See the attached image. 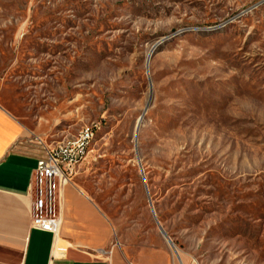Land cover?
<instances>
[{
    "label": "rangeland",
    "instance_id": "rangeland-1",
    "mask_svg": "<svg viewBox=\"0 0 264 264\" xmlns=\"http://www.w3.org/2000/svg\"><path fill=\"white\" fill-rule=\"evenodd\" d=\"M0 104L128 263L264 264V0H0Z\"/></svg>",
    "mask_w": 264,
    "mask_h": 264
},
{
    "label": "crops",
    "instance_id": "crops-1",
    "mask_svg": "<svg viewBox=\"0 0 264 264\" xmlns=\"http://www.w3.org/2000/svg\"><path fill=\"white\" fill-rule=\"evenodd\" d=\"M47 158L44 140L0 104V264H130L108 250L111 223L76 183L61 190L59 237L70 246L63 256L53 249L51 233L32 226L35 195L30 184L38 160Z\"/></svg>",
    "mask_w": 264,
    "mask_h": 264
},
{
    "label": "built area",
    "instance_id": "built-area-1",
    "mask_svg": "<svg viewBox=\"0 0 264 264\" xmlns=\"http://www.w3.org/2000/svg\"><path fill=\"white\" fill-rule=\"evenodd\" d=\"M95 131L94 127L86 126L73 138L57 146L48 147V158L38 160L34 170L30 184L35 195L32 226L53 235V249L56 238L60 236L62 225V187L69 182L74 169L86 157V142L89 136H95ZM69 247L65 241L60 243L59 248L62 253L60 256H63Z\"/></svg>",
    "mask_w": 264,
    "mask_h": 264
},
{
    "label": "bare ground",
    "instance_id": "bare-ground-1",
    "mask_svg": "<svg viewBox=\"0 0 264 264\" xmlns=\"http://www.w3.org/2000/svg\"><path fill=\"white\" fill-rule=\"evenodd\" d=\"M94 138H95V136H89V139H88V141L86 142V146H85V153L86 154H88V151H89V149H90V146H91V144H92V142H93V140H94ZM169 242H170V244H171V241L169 240V239H167ZM64 241H62V239L60 238V237H57L56 238V241H55V246H54V249L56 248V250H60V248H59V244L60 243H63ZM172 245V244H171ZM173 246V245H172Z\"/></svg>",
    "mask_w": 264,
    "mask_h": 264
},
{
    "label": "water",
    "instance_id": "water-1",
    "mask_svg": "<svg viewBox=\"0 0 264 264\" xmlns=\"http://www.w3.org/2000/svg\"><path fill=\"white\" fill-rule=\"evenodd\" d=\"M158 225H159V228H160L162 234L164 235V237L170 240V237L167 235V233H166L165 230L162 228V226L160 225V223H159ZM171 244H172L173 246H175V244H174L172 241H171ZM176 254H177V256H178V259H179L180 262L182 263L181 258H180V256H179L178 252H177Z\"/></svg>",
    "mask_w": 264,
    "mask_h": 264
}]
</instances>
